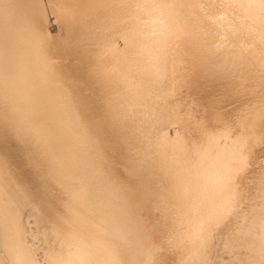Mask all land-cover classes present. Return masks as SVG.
Segmentation results:
<instances>
[{
	"label": "bare ground",
	"instance_id": "obj_1",
	"mask_svg": "<svg viewBox=\"0 0 264 264\" xmlns=\"http://www.w3.org/2000/svg\"><path fill=\"white\" fill-rule=\"evenodd\" d=\"M37 1L0 0V36L26 56L23 31ZM106 4L113 66L101 118L110 121L128 182L120 196L100 200L108 221L80 198L83 206L67 201L36 171L23 136L26 108L0 85V176L19 218L98 264H264V13L247 0ZM2 54L0 46V62ZM38 104L43 115L53 107L65 134L84 127L72 99L53 106L41 96ZM57 141L45 135L42 153ZM148 200L162 216L153 233L140 222Z\"/></svg>",
	"mask_w": 264,
	"mask_h": 264
},
{
	"label": "rangeland",
	"instance_id": "obj_2",
	"mask_svg": "<svg viewBox=\"0 0 264 264\" xmlns=\"http://www.w3.org/2000/svg\"><path fill=\"white\" fill-rule=\"evenodd\" d=\"M103 1L38 0L23 31L30 39L27 56L23 48L0 36L3 52L0 85L17 100H21L26 108L23 136L36 171L47 184L57 188L67 201L81 199L84 205L97 209L90 211L91 215L101 221H108L103 210L98 209L100 200L106 201L112 195L120 196L129 176L123 165V156L115 145V141H118L113 137L115 134L112 133L110 121L108 117L101 118L103 114L106 116L104 77L110 75L108 72L113 66L110 61L113 49L106 47L111 45L107 36L109 28L104 26L107 0ZM101 5L106 7L102 9ZM96 7L101 9L97 10ZM41 96L49 98L53 106L72 99L76 102V114L80 116L84 127L70 128L65 134V126L56 119L53 107L45 115L37 111ZM108 121V125H102ZM109 125L110 128H107ZM85 129H88V135L82 136ZM45 135L58 139L50 155L42 153ZM258 148L261 150L259 152H263L261 146ZM82 163L87 166L86 174L81 170ZM94 173L100 182L99 189H96L92 177ZM83 193H86V198L81 197ZM132 202L135 204V201ZM148 202L146 210L140 215V222L148 232L153 233L161 225L162 216L153 201ZM80 205L83 206L81 201ZM21 218L9 187L0 176V264H28L29 261L31 264H55V261H61L62 264H98L87 253L72 248L67 250L58 242L60 246L54 244L56 242L49 240L51 238L48 239L35 224L34 228L31 226L29 217ZM15 222L23 225L21 236L24 242L17 239L12 228ZM40 232L42 235H39Z\"/></svg>",
	"mask_w": 264,
	"mask_h": 264
},
{
	"label": "snow or ice",
	"instance_id": "obj_3",
	"mask_svg": "<svg viewBox=\"0 0 264 264\" xmlns=\"http://www.w3.org/2000/svg\"><path fill=\"white\" fill-rule=\"evenodd\" d=\"M237 0H217V3L225 5V6H234ZM248 6L251 7L253 5H258L259 9L262 13H264V0H247ZM31 264V261L28 262ZM55 264H62L61 261H55Z\"/></svg>",
	"mask_w": 264,
	"mask_h": 264
}]
</instances>
